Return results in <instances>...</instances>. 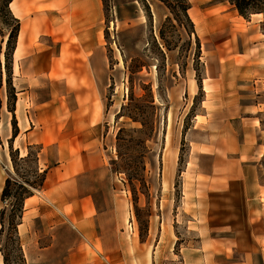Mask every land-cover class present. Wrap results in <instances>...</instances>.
Returning <instances> with one entry per match:
<instances>
[{
  "label": "rangeland",
  "instance_id": "obj_1",
  "mask_svg": "<svg viewBox=\"0 0 264 264\" xmlns=\"http://www.w3.org/2000/svg\"><path fill=\"white\" fill-rule=\"evenodd\" d=\"M50 1L28 4L30 21L39 24V32L20 53L14 72L13 55L6 62L13 24L0 0V211L8 209L1 200L6 179L34 182L36 170L42 174L62 168L71 178L89 163L100 167L91 179L104 178L94 191L96 205L108 206L119 224L123 261L117 262L118 252H112L113 262L197 264L199 247L202 255L213 257L211 237L235 249L236 242L249 243L243 197L255 194L250 186L257 181L264 183V157L257 163L244 160L249 165L245 186L236 184L227 200L213 193L208 206L187 204L188 196L195 199L197 194L191 183L203 180L198 166L208 172L214 165L211 156H198L197 145L204 138L206 143L219 140L216 136L225 125L219 135L234 131L243 141L247 116L243 111L240 118L233 113L235 117L225 120L224 105L244 106L255 95L250 60L241 55L259 47L252 46L246 24L233 18L229 0H185L188 20L180 12L177 20L160 0H99L93 4V20H76L71 0ZM54 7L56 11L46 14ZM261 29L264 32V23ZM82 34L84 52L77 46ZM90 45L96 48L95 73L89 64ZM34 65L40 73H28ZM258 93L264 101V90ZM261 108L264 130V104ZM11 110L17 129L22 128L11 141L12 149ZM206 113H214L210 117L215 130L204 128L201 116ZM25 119L29 133L23 132ZM194 123L201 129L193 131ZM262 134L259 142L264 146ZM40 191L32 189L36 200L47 204ZM55 206L56 218L49 221L78 235L70 219L72 208ZM196 208L201 219L194 221L189 214ZM8 236L5 231L0 237V255L7 256L8 264H26L18 232L19 250ZM40 241L46 246L49 235ZM87 252L94 256L92 250Z\"/></svg>",
  "mask_w": 264,
  "mask_h": 264
},
{
  "label": "crops",
  "instance_id": "obj_2",
  "mask_svg": "<svg viewBox=\"0 0 264 264\" xmlns=\"http://www.w3.org/2000/svg\"><path fill=\"white\" fill-rule=\"evenodd\" d=\"M31 1L36 3V0H13L9 6L12 15L20 23L16 47L13 53L14 72L19 70L20 53L27 50L26 45L28 47L29 42L35 39L36 33L39 32V29L37 30L39 24L30 21L32 18L29 16V12L32 11V8H28V4ZM98 1L71 0L72 14L75 19L79 20L87 16L93 20L96 17L95 13H97V8L93 4L98 5ZM50 3L56 4V1L53 0ZM53 11H56L55 7L53 10L49 9L46 14L50 15ZM233 16L238 23L242 21L246 24V30L249 32L252 46L255 47L256 44L259 47L256 51H247L245 55H241V57H246L245 59L250 60L247 63L249 66L248 74L252 76L250 82L255 95L253 100H249L250 102L248 101L244 106L239 104L237 106L233 104L224 105L226 108V113L224 112L225 120L235 117L233 113H238L237 117L240 118L239 113L243 111L244 116H247L245 120L248 128L246 135L244 134L243 141L238 140L234 131H232V134L229 132V134L219 135V133L226 130L228 125H225L221 127L218 136H216L219 140L210 142L208 139L206 143V138H204L203 142L197 145L198 156H211V158H214V165L208 172L198 166L199 171H203V180H195L191 183L192 186L196 187L193 191L197 194L195 199H189V196L187 198V204L193 207L208 206L211 200L210 195L213 193L222 194L223 197L221 199L227 200L229 192L235 188L236 184L241 183L242 187L245 186V176L246 172L249 171V168H247L249 165L245 164L244 160L247 161L248 159L254 161L253 163H257L255 161H259L264 157V146L259 142L264 131L262 119L260 118L264 101H261V93H258L264 90V86L261 88L264 84V32L261 31L264 15L252 14L248 19H244L234 10ZM91 25L92 22H89V25L85 26L90 27ZM84 35L86 36V34L80 35L81 37H78L77 40L79 43L77 46L83 52L86 46L80 42L84 41ZM93 47L91 45L90 48L88 47L90 54L92 53L89 56V64L92 72L95 73L96 68L93 60L96 57L94 53L96 48ZM73 53L76 59L80 55L78 49L73 51ZM70 57L72 56L68 57L69 60H71ZM50 68H53V64L49 65L48 71ZM28 73H40L39 67L37 65L31 66ZM213 114L206 113L201 116L204 119V128L210 131L215 130L213 127L215 121L210 117ZM197 118L200 117L196 116L194 119ZM21 125L23 126V132L29 133L30 124L28 120H22ZM197 125L200 126L199 123ZM197 125L194 123L193 131L197 129ZM18 129L21 130L22 128L19 127ZM198 129L201 128L198 127ZM95 145L92 144L90 147L92 148ZM232 155L236 157L233 158ZM95 170H100V167L94 168L88 163L86 167L78 169V173L69 178L66 177L68 172L65 168L61 170L50 169L46 173V178L40 191L44 194L49 208L41 212L40 208L42 206H48L36 200L35 195L25 200V210L17 232L22 241L26 264H117L111 260L112 252H118L119 261L117 262L123 261L121 257L123 256V247L119 224L114 221L108 206L99 209L96 205L97 199L94 191L102 186L104 178L91 179L90 174ZM250 187H252L255 194H245L243 197V203L247 206L245 218L247 220L250 242H246L244 245L242 242H236L235 247L237 249H235L233 246L227 247V241L223 243V241H218L215 237H211L210 243L213 245V257L206 253L202 255L200 252L201 247H199V254L196 257L197 264H264V183L257 181L255 185L253 184ZM101 198L106 202V197ZM28 204L31 206L29 209L26 207ZM55 204H60L63 209L72 208L70 219L75 220L78 235L67 228L59 230L54 223L49 221L54 217L56 218V214L52 210V208H56ZM197 209L193 211L195 214H192L193 212L189 214L191 220L197 221L201 219V210ZM39 219H46L45 222L41 221L44 227H41ZM45 234L46 237L49 235V242L46 246L41 244L40 241ZM96 247L101 253L98 252ZM87 250H92L94 256H90ZM227 251L236 252L240 257L233 258L232 254H228ZM0 264H3L1 255Z\"/></svg>",
  "mask_w": 264,
  "mask_h": 264
},
{
  "label": "trees",
  "instance_id": "obj_3",
  "mask_svg": "<svg viewBox=\"0 0 264 264\" xmlns=\"http://www.w3.org/2000/svg\"><path fill=\"white\" fill-rule=\"evenodd\" d=\"M13 0H4L3 3V11L5 16L12 22L13 26L9 33L7 42H6V62H10L11 55L16 47L17 36L20 28L19 20H17L10 11V4ZM165 6L168 8L170 13L178 20L177 13H182V16L188 20L186 14V4L185 0H160ZM229 4L233 6V8L237 11L238 15L243 17L244 19H248L252 14H263L264 15V0H229ZM12 114V125L13 132L12 138L9 140V148H11V141L18 135V129L16 127V121L14 116V110L9 111ZM30 152L21 160L24 162L30 158ZM37 158H35L36 160ZM37 162V160H36ZM38 171L34 172L36 180L34 182L25 181H17L11 178H8L4 182V186L1 192V200L7 201L8 209L0 211V237L2 234L7 231L8 238L11 244H15L16 248L18 247V237H17V227L21 223L24 203L25 200L33 195V190H38L42 187L46 171H43L42 174H37ZM31 188V189H30ZM3 264H8L7 256L2 253Z\"/></svg>",
  "mask_w": 264,
  "mask_h": 264
}]
</instances>
